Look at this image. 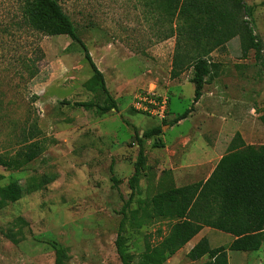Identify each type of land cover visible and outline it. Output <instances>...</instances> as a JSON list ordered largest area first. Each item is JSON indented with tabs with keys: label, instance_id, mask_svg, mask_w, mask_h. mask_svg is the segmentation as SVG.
<instances>
[{
	"label": "rangeland",
	"instance_id": "obj_1",
	"mask_svg": "<svg viewBox=\"0 0 264 264\" xmlns=\"http://www.w3.org/2000/svg\"><path fill=\"white\" fill-rule=\"evenodd\" d=\"M58 1L103 72L118 111L101 114L96 108L74 105L76 101L102 103L105 98L82 48L67 35L22 30L16 25L20 0H0V98L11 102L0 114V153L19 147L25 123L36 122L48 144L43 154L19 171L0 167L2 184L18 181L25 189L21 199L0 209V264H56L57 248L63 249L61 264H123L116 240L138 158L134 127L143 135L161 125V133L145 142L147 167L127 209L129 219L123 231L124 246L138 261L146 243L161 240L169 223L158 219L137 227L134 213L145 198L177 185L158 176L157 164L168 151L156 142L164 139L172 145L176 136L187 134L197 124L205 126L209 137L224 127L223 135L229 138L238 128L246 142L264 144L260 119L264 111V0H245L253 8L248 21L262 41L261 57L253 49L245 54L240 36L214 49L209 55L214 75L204 87V100L194 109L195 115L168 131L165 121L134 111L132 102L140 90L168 95L171 116L166 121L192 107L194 83L178 82L191 77L192 68L178 79L170 77L177 42L184 46L176 21L151 11L147 4L153 0ZM37 40L45 58L39 63L38 76L31 80L26 73L22 76L18 58L22 52L30 53ZM161 88H168L167 93ZM227 121L229 126H225ZM193 132L202 137L197 128ZM49 177L53 179L45 181ZM206 232L213 247L233 240L219 230ZM194 245L187 243L163 264H204L207 256L195 261L187 257ZM229 262L264 264V245L255 252L229 251Z\"/></svg>",
	"mask_w": 264,
	"mask_h": 264
},
{
	"label": "trees",
	"instance_id": "obj_2",
	"mask_svg": "<svg viewBox=\"0 0 264 264\" xmlns=\"http://www.w3.org/2000/svg\"><path fill=\"white\" fill-rule=\"evenodd\" d=\"M151 11L176 21L177 34L182 37L177 42L173 56L171 79L180 77L192 68L190 81L195 85L192 107L183 114L164 120L170 126L187 118L201 99L204 87L213 78L214 67L209 58L211 52L223 46L231 38L240 36L244 53L253 49L261 57L262 41L254 33L248 17L253 8L245 0H153L149 4ZM19 28L47 36L67 35L83 50L84 57L92 72L100 80L105 93L102 103L76 101L74 105L86 110L96 108L101 114L118 111V103L110 93L103 72L94 61L88 46L82 40L77 26L66 13L58 0H20ZM45 58L39 40L34 41L33 49L22 52L18 60L22 76L27 74L34 79L40 72L39 63ZM37 96H34L36 99ZM10 101L0 98V114L8 110ZM71 103V102H68ZM264 124V111L260 116ZM21 130L20 144L14 152L0 153V167L7 171H19L37 159L47 149L46 139L36 122L25 123ZM134 131L139 146L134 174L129 179L131 193L125 199L123 218L116 240L117 253L123 264H163L189 243L204 227H210L233 236L228 245L213 247L209 238L204 236L192 247L187 257L199 260L204 256V264H230L229 251H259L264 243V144H247L240 132L231 140L227 154L223 155L205 181L179 186L170 185L150 199L143 200V206L134 213L137 227L151 224L154 220H167L168 231L162 239L152 244L147 242L140 259L127 252L123 231L128 221V207L137 194L140 175L147 167L145 152L146 140L161 133L158 125L140 135L136 126ZM156 142V146L163 143ZM163 171L161 178L164 179ZM0 174V209L14 203L25 194L20 182L2 184ZM53 178L49 177L50 182ZM112 181L117 178L112 175ZM161 234L162 231L159 230ZM18 241L15 236H10ZM56 264H61L63 249L57 248Z\"/></svg>",
	"mask_w": 264,
	"mask_h": 264
},
{
	"label": "crops",
	"instance_id": "obj_3",
	"mask_svg": "<svg viewBox=\"0 0 264 264\" xmlns=\"http://www.w3.org/2000/svg\"><path fill=\"white\" fill-rule=\"evenodd\" d=\"M180 77H182V75ZM190 78L191 77H188L187 79H184V81L178 80V82L182 83L185 81H190ZM160 91L167 93L168 88H161ZM203 100L204 93L199 102L196 103L195 109H198ZM113 111L115 110H112V112ZM194 111L189 116L195 115ZM170 116L171 112H169L168 119ZM186 119L187 118L179 121L176 124H180ZM229 124L230 122L227 121L225 126H229ZM196 125L197 124H194V127H192L187 134H180L176 136V140L172 145H167L165 143L163 139L164 133L161 136L163 139L162 142L165 149L168 151V154L164 151L160 158V162L157 164L158 168L160 169L158 176L160 177L161 174H163V171L167 172L164 174V179H169L172 182L174 181L177 184V187L207 180L222 156L227 154V150L230 145L228 141L232 140L234 134L240 131V129L235 128L233 135L228 138L223 135V127L219 131L214 130V132L209 137L205 134V126L200 127ZM168 127L169 128L166 131L173 128V126L170 125H168ZM194 128H197L200 133H202V137L194 134ZM242 137L245 140V137ZM200 138H202V142L199 140ZM199 143L201 144L199 145ZM246 143L254 145L253 142ZM211 229L216 230L210 227H204L189 243H193L194 245L202 237L206 236L207 230L210 231Z\"/></svg>",
	"mask_w": 264,
	"mask_h": 264
},
{
	"label": "built area",
	"instance_id": "obj_4",
	"mask_svg": "<svg viewBox=\"0 0 264 264\" xmlns=\"http://www.w3.org/2000/svg\"><path fill=\"white\" fill-rule=\"evenodd\" d=\"M132 109L162 122L169 117V96L140 90L133 98Z\"/></svg>",
	"mask_w": 264,
	"mask_h": 264
}]
</instances>
